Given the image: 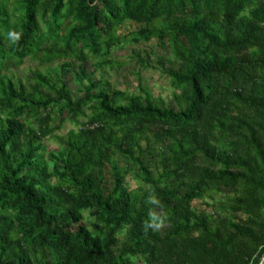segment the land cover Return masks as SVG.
<instances>
[{
    "label": "trees",
    "instance_id": "1",
    "mask_svg": "<svg viewBox=\"0 0 264 264\" xmlns=\"http://www.w3.org/2000/svg\"><path fill=\"white\" fill-rule=\"evenodd\" d=\"M152 39L178 108L76 65ZM29 57L76 69L79 95L59 74L9 75ZM263 257L264 0H0V264Z\"/></svg>",
    "mask_w": 264,
    "mask_h": 264
},
{
    "label": "rangeland",
    "instance_id": "2",
    "mask_svg": "<svg viewBox=\"0 0 264 264\" xmlns=\"http://www.w3.org/2000/svg\"><path fill=\"white\" fill-rule=\"evenodd\" d=\"M133 25L132 27H134ZM153 52L150 58H147V53ZM139 53L142 57L146 58V65H143L135 54ZM157 55L171 56L170 47L162 48L157 39L150 41H140L123 43L114 48L111 55V60L114 63V67L106 65L105 67H97L99 58L93 57L85 62L77 61V66H83L87 69L88 74H94L95 80L102 78L110 80L116 88L121 90L137 93L139 91V85L147 87L153 94L154 98L160 104L178 108L177 96L180 91L172 83V80L164 75L157 65ZM40 69L45 73L59 74L70 85L75 95H79L81 88L80 82L76 80V74L74 68H61L59 62L41 64L38 60L32 58H26L24 64L21 66L13 67L9 75L18 79L21 78L24 81L32 76V72ZM141 82V83H140ZM76 128V125L72 122H66L58 133L66 134L70 129ZM59 144L53 140L48 139L45 141L46 151L58 150ZM122 160V166L128 168L129 163L125 159ZM137 171V170H136ZM136 171L133 170V176L129 175L130 180H133L134 185L140 182ZM132 183V182H131ZM132 183V184H133ZM220 197V196H219ZM86 217V223L89 228L94 229L95 218L92 217L89 211L84 212Z\"/></svg>",
    "mask_w": 264,
    "mask_h": 264
},
{
    "label": "clouds",
    "instance_id": "3",
    "mask_svg": "<svg viewBox=\"0 0 264 264\" xmlns=\"http://www.w3.org/2000/svg\"><path fill=\"white\" fill-rule=\"evenodd\" d=\"M7 35H8V38L11 40L12 43H16L21 39L22 34L13 30V31H10ZM153 202H155V201H153ZM148 226L150 227L151 225H148Z\"/></svg>",
    "mask_w": 264,
    "mask_h": 264
},
{
    "label": "water",
    "instance_id": "4",
    "mask_svg": "<svg viewBox=\"0 0 264 264\" xmlns=\"http://www.w3.org/2000/svg\"><path fill=\"white\" fill-rule=\"evenodd\" d=\"M260 264H264V257L262 258Z\"/></svg>",
    "mask_w": 264,
    "mask_h": 264
}]
</instances>
